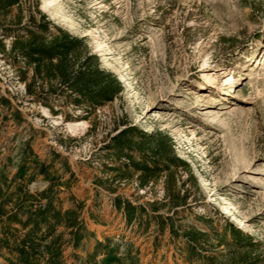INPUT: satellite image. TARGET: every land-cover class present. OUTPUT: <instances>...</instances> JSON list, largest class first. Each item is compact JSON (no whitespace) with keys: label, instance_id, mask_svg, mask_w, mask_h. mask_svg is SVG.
I'll return each instance as SVG.
<instances>
[{"label":"rangeland","instance_id":"374dc122","mask_svg":"<svg viewBox=\"0 0 264 264\" xmlns=\"http://www.w3.org/2000/svg\"><path fill=\"white\" fill-rule=\"evenodd\" d=\"M56 1L0 0V264H264V0Z\"/></svg>","mask_w":264,"mask_h":264},{"label":"bare ground","instance_id":"6f19581e","mask_svg":"<svg viewBox=\"0 0 264 264\" xmlns=\"http://www.w3.org/2000/svg\"><path fill=\"white\" fill-rule=\"evenodd\" d=\"M42 6L43 8L46 10V12L50 13L52 16H58L59 15V12L61 11V7L58 5L57 1L56 0H42ZM62 17L63 14H62ZM64 20L67 24H69L70 20L66 17H64ZM70 25V24H69ZM95 44H97V41H94ZM118 82H123V83H126L127 82V79L125 78V76L120 73L119 75V78H118ZM207 83H208V89L209 87L211 86L212 82L210 80V78H207ZM236 80L233 78V77H230L228 78V90L227 91H231V89L233 88V90L231 91L232 93L235 91V85H236ZM223 92L226 91V89L222 90ZM225 95V94H224ZM215 100V98H212ZM216 101V100H215ZM217 103V102H216ZM69 129L70 130H75L76 127L75 126H69ZM201 183L203 184L204 183V180H201ZM229 210H231L230 208L228 207H224V211L225 212H229ZM232 217L235 218L234 215H232ZM236 221H239L237 218H235ZM240 224L241 221H239Z\"/></svg>","mask_w":264,"mask_h":264}]
</instances>
